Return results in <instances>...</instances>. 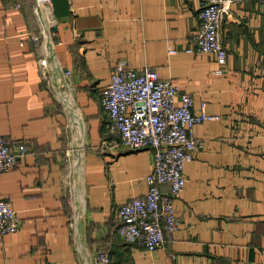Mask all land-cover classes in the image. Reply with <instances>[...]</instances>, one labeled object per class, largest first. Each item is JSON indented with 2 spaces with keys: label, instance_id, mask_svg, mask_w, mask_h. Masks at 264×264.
<instances>
[{
  "label": "crops",
  "instance_id": "crops-1",
  "mask_svg": "<svg viewBox=\"0 0 264 264\" xmlns=\"http://www.w3.org/2000/svg\"><path fill=\"white\" fill-rule=\"evenodd\" d=\"M199 9V0H0V135L26 147L0 173L19 223L0 235V264H94L97 250L112 264H264V0L231 4L223 65L186 50ZM118 59L151 66L193 95V111L204 101L218 116L193 128L203 147L184 166L179 223L154 250L117 231L116 208L145 193L153 165L150 148L110 143L99 95Z\"/></svg>",
  "mask_w": 264,
  "mask_h": 264
},
{
  "label": "built area",
  "instance_id": "built-area-1",
  "mask_svg": "<svg viewBox=\"0 0 264 264\" xmlns=\"http://www.w3.org/2000/svg\"><path fill=\"white\" fill-rule=\"evenodd\" d=\"M35 1L49 5L51 0ZM233 1L199 0L200 23L191 35L188 52L212 53L220 65L226 63L220 24ZM30 38L38 37L32 34ZM216 72L221 73L222 69ZM175 98L179 103H175ZM99 104L107 119L106 129L115 136L112 145L152 150L153 165L144 176L145 193L118 205L115 214L120 221L119 235L154 250L163 245L179 223L173 201L185 185L184 166L203 147L193 128L218 116L206 112L204 101L198 111H193L190 92L181 91L168 78H161L151 66L135 69L124 59H118L111 67ZM25 152L24 143H10L0 135V173L13 167ZM162 184L168 185L167 192L161 190ZM18 226L14 209L6 198L0 197V235L14 232ZM93 260L94 264H112L103 250L95 251Z\"/></svg>",
  "mask_w": 264,
  "mask_h": 264
},
{
  "label": "rangeland",
  "instance_id": "rangeland-1",
  "mask_svg": "<svg viewBox=\"0 0 264 264\" xmlns=\"http://www.w3.org/2000/svg\"><path fill=\"white\" fill-rule=\"evenodd\" d=\"M69 170H70V169H69ZM70 177H72L71 174H70ZM71 179H72V178H71ZM70 183H71V181H70ZM70 183H69V184H70Z\"/></svg>",
  "mask_w": 264,
  "mask_h": 264
},
{
  "label": "trees",
  "instance_id": "trees-1",
  "mask_svg": "<svg viewBox=\"0 0 264 264\" xmlns=\"http://www.w3.org/2000/svg\"><path fill=\"white\" fill-rule=\"evenodd\" d=\"M119 225H120V223L117 225V229H118Z\"/></svg>",
  "mask_w": 264,
  "mask_h": 264
}]
</instances>
